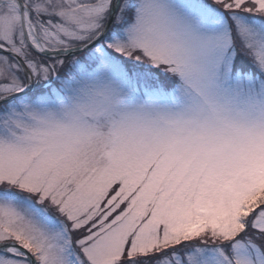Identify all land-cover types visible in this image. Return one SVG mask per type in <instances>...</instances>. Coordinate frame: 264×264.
<instances>
[{"label":"snow or ice","instance_id":"6c2138e0","mask_svg":"<svg viewBox=\"0 0 264 264\" xmlns=\"http://www.w3.org/2000/svg\"><path fill=\"white\" fill-rule=\"evenodd\" d=\"M0 264H264V0H0Z\"/></svg>","mask_w":264,"mask_h":264}]
</instances>
